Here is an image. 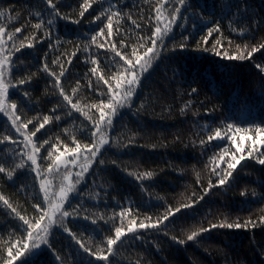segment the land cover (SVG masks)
<instances>
[{"label": "trees", "instance_id": "trees-1", "mask_svg": "<svg viewBox=\"0 0 264 264\" xmlns=\"http://www.w3.org/2000/svg\"><path fill=\"white\" fill-rule=\"evenodd\" d=\"M53 3L59 15L49 8L47 0H0V9L5 11L0 26L6 31L4 55L10 50L11 59L18 66L12 82L16 84L20 78L30 77L28 83L10 89V101L17 103L21 119L32 120L21 132L25 135L34 132L44 116L50 117L32 140L40 147L36 155L41 176L51 181V191L58 192L65 167L73 173V182L80 168L62 163L57 170L54 157L66 147H75V142L82 147L91 143L95 129L93 121L60 95L56 77L44 71V64L57 75L63 68L60 84L65 94L73 104L79 103L83 111L98 119L97 110L88 106L107 103L109 87L115 90L113 77L124 73L127 67L115 56L113 45L122 55H130L134 47L143 55L152 46L148 38L157 26L156 8L164 4L161 11L165 19L159 23L163 28L171 10L180 5L176 0L170 3L88 0L91 7L81 17L85 0H53ZM186 3L191 6L181 8L171 32L162 43H157L156 55L141 75L132 106L120 109L112 117L113 124L107 129L109 144L101 148L76 190L70 193L65 209L73 214L65 223L81 243L91 246L93 251L95 245L106 251L107 238H114L115 227L120 226L121 211L131 212L124 217L126 229L128 219H136L137 224L146 218L155 222L171 208L174 214L157 229L137 228L138 238L134 233L122 237V243L118 241L113 246L111 264H264V224L260 222L264 216V165L257 163L256 151L247 156L251 141L246 139L243 151L237 152L229 139L235 136L237 144L242 136L255 139V128L264 126V72L256 67L264 65V48H259L264 44V0H186ZM115 12L119 16H113V35L109 37L107 15ZM41 21L42 27L35 29L33 25ZM215 22L219 23L220 32L208 36V29L215 27ZM16 28L21 32L15 33ZM101 30L104 34L97 35ZM7 33H15L13 39L9 40ZM93 35H97L95 43L91 40ZM216 40L222 42L223 47H218L221 52L235 51L236 45L241 48L247 45V51L253 47L259 50L243 61L202 50L211 49ZM21 41L25 47L17 52L13 44L19 46ZM29 42L32 48L27 47ZM93 67L97 68L96 74L91 72ZM99 76L109 83L99 80ZM192 88L197 91L192 93ZM24 91L29 93L28 97L23 95ZM228 124L233 129L229 130ZM217 128L224 139L209 141L208 136L214 135ZM236 128L242 131L236 132ZM249 128L253 130L245 131ZM21 132L0 113V165L6 169L0 173V195L25 218L34 220L40 214L34 205H46L39 190L40 180L32 170L35 166L27 160L31 146L25 147ZM231 154L237 158L243 154L245 159L231 170L232 177L220 185L213 169L229 171L220 156L231 161ZM70 159V153L61 157L64 162ZM20 164L23 168L17 167ZM13 169L9 179L7 171ZM149 172L151 176L146 175ZM184 204L191 207H181ZM177 207L179 212H175ZM93 220L96 222L92 223ZM248 220L256 226L211 228L214 223ZM26 227L0 201V264L9 246H14L15 251L22 239L31 246ZM200 228L210 230L188 241L187 235ZM47 240V244H41L33 264H81V261L105 264L84 253L59 225L53 226ZM24 258L18 257L13 264H21Z\"/></svg>", "mask_w": 264, "mask_h": 264}, {"label": "snow or ice", "instance_id": "snow-or-ice-1", "mask_svg": "<svg viewBox=\"0 0 264 264\" xmlns=\"http://www.w3.org/2000/svg\"><path fill=\"white\" fill-rule=\"evenodd\" d=\"M171 0H164V3H170ZM176 3H178L179 7H174L171 12L169 13L170 19H168L167 23L164 25L163 28L159 26V23L165 19V17L162 14V9L164 8V4H160L159 7L156 8V21L157 26L155 27L154 32H152L150 39L151 47H147L145 51L143 52V55L139 54L137 49L134 47L132 49V52L130 55H122L120 51H117L115 49V45H113L112 50L115 53V56L119 57L121 61L124 62L127 67L124 69V73H121L120 75L114 76L113 79L116 81L115 83V90L112 89V87H109L108 89V102L104 103L101 101L99 104H91L88 107L94 108L99 113L98 119L94 118L93 116L89 115L87 111H83V109L79 106V103H72L71 98L65 94L64 88L60 84V77L64 75L63 68L61 67V71L59 75H57L54 71H49V66L47 63L44 64V71L48 72L49 75L55 76V84L60 89V95L63 96L64 100L67 101L69 104L72 105L73 108H75L78 112H82V114L89 120L93 121V127L95 131L91 133L92 141L89 144H84L83 147L79 142H75V147L71 148H65L64 152H60L59 155H56L53 160V164L56 165L57 170L59 169L60 164H72L73 166H77L80 168L79 172L75 173V182H73V173L68 170L67 167H65L63 174L60 177V184H59V191L53 192L50 189L51 181L43 178L41 176V172L39 171V165L37 164V153L40 152V147H38L35 143H33L32 138L36 135L37 132L40 131V129L44 128L46 124L49 123L50 117L44 116L43 117V123L39 125L38 128L34 132H31L30 134L25 135L23 132H21V129L28 128L29 124H32V120L24 121L21 119V114H18L19 109L18 105L14 101H10V89H16L18 85H24L29 82V78H20L16 84H14L12 81L15 78L16 74V66L15 62L11 59V51L9 50L8 55H4V47L3 45L6 43L3 40L4 35L6 34L5 27L0 26V113H3L5 116L8 117V119L11 121L12 127L16 129L17 132H21L22 135H24L25 140V147L31 146V153L27 154V160L31 161V165L35 166L32 170L36 171V178L40 180V192L43 193V204L46 206H42L40 203H37L34 205L36 210L40 213L38 218H34V220H29L25 218L24 215H21L20 212H18L11 203L3 195H0V201H3L4 205H6L8 208L12 210V212L16 213V216L23 221V225H26L27 227L24 229V231L27 234V241L31 242V246L29 243L24 242L23 239L20 241V248L16 249L15 251L14 246H9L7 251V256L3 259V264H13V261L17 260L18 257H21L22 255L25 257L24 260L21 261V264H33V258L38 255L39 249L41 244H47L48 240L47 237L50 235V230L55 225H59L65 232H68L69 235L72 236L73 239L76 240L77 244L80 246L81 249H83L84 253L89 254L90 256L95 257L97 261H104L105 264H111L110 256L114 254V245H117L118 241L122 243L121 238L126 237L127 233H136V229H157L160 224L163 223V221H167L170 216H172L173 210L171 208H168L162 217L158 218L155 222L151 221V218H146V220H141L139 224H137L136 219H128L127 220V228L124 227V217L130 216L131 212L130 210L121 211L120 217H121V223L120 226L115 227V236L114 238L109 236L106 240V251L104 247H101L100 245H95L96 251L92 250V247L89 245H86L84 243H81L79 239L76 238L75 234L71 232V230L67 227L65 221L66 218H68L73 213H70L65 209V203L69 199L70 193L76 190V185L80 183L81 178L84 176L86 172L89 171V168L91 167L92 163L95 161L97 155L101 152V148L105 145L109 144V138L107 135V129L111 127L113 124V119L117 112L124 108V107H131L132 106V97L135 94V89L140 83L141 75L143 72L147 71V68L151 66V61L155 57V48L157 46L158 42H163L165 37L168 36V34L172 30V26L175 24V21L180 16L181 8L187 9L191 5L186 3V0H176ZM47 4L49 8L55 12L57 15H59L57 5L53 3V0H47ZM82 11L80 12V16L83 17L85 11L89 7H91V4L88 3V0H85V4L81 6ZM110 11V9L108 10ZM106 13H102L104 15ZM5 16V11L0 9V18H3ZM113 16H119V12L112 13L111 15H107V36L111 37L113 35V24L112 19ZM97 20L100 19L99 16L96 17ZM187 19V17H185ZM49 24L52 23V20L48 21ZM135 23V21H133ZM43 22L36 23L33 25L35 29H40L42 27ZM139 27V25H137ZM193 27H195V24H193ZM21 32L20 28L15 29V33ZM213 32H220V25L218 22H215V27L208 29V36H211ZM15 33H7L8 39H13V36ZM103 30H101L97 35H103ZM241 34L243 35V31H241ZM97 35H93L91 37V40L93 43L97 40ZM25 39H28V37H25ZM204 42L207 44V37H204ZM229 46H231V41L228 42ZM25 44L24 41H21L19 43V46H17L15 43L13 44V48L18 52L21 48H24ZM28 48H32L33 44L29 42L27 44ZM99 47H103V45H99ZM141 47H144L143 44H141ZM181 48L184 47V44L180 45ZM199 47V45H198ZM218 47H223L221 40H216L215 44L212 45V48L209 49L208 47H204L203 51H212L216 56H222L225 59L228 60H239L243 61L245 59H249L252 57V54L259 49L257 47H253L251 51H247V45H245L243 48H241L240 45H236L235 51L229 52L227 50L221 52L218 50ZM259 48H264V44H260ZM245 52H247V55H245ZM151 54V55H150ZM55 63V61H54ZM93 64H96V60H92ZM256 67L261 71L264 72V65H256ZM139 69V74L138 70ZM91 72L93 74L97 73V68L93 67L91 69ZM99 80H104V76H99ZM104 82L107 84L109 83L108 80H104ZM76 90L73 89V92ZM192 93H195L197 89L192 88ZM23 95L25 97H28L29 93L27 91L23 92ZM59 119V117H57ZM232 124H228L227 128L229 130L233 129ZM253 129L249 128L245 131L251 132ZM236 132L242 131L241 128H236ZM256 137L255 139L252 136H242L240 137V144H237L236 137H229L231 139L232 144L236 147L237 152L243 151V142L247 139L251 141L247 156H252L253 151H256L258 153L257 163L260 165H264V126H257L255 128ZM6 140H10V137H5ZM213 139H224V137L221 134L220 128H217L215 130L214 135H209L208 140L212 141ZM75 140V138H74ZM13 143L15 141H12ZM47 143V141H45ZM204 141H201V144H203ZM259 144V147L257 146ZM65 153L71 154V159L64 162L61 161V157L65 155ZM225 153H227V149H225ZM48 155L51 157L52 153L49 152ZM245 159V155H241L239 158L235 156V154H231V161H224V156H220V160L222 162H225L227 165V169L229 171H225L224 169H221L219 172H216L215 169L213 171L216 173L218 177V184L223 185L225 182L229 179V177H232L233 173L231 170L236 169L237 165L240 164L242 160ZM234 161V162H232ZM103 163V161H100ZM23 164L17 165L18 168H23ZM6 169L4 166L0 165V173H5ZM13 170L7 171V176L9 179L13 176ZM48 172H52V166L50 165L48 168ZM146 175L151 176L152 173H146ZM212 182L209 180L208 187L211 188ZM202 198V197H201ZM181 207H191L190 204H184L181 205ZM180 207H177L175 209V212H179ZM75 214L76 210H74ZM88 217L85 216V219ZM103 217H101L102 219ZM46 221V222H45ZM96 221L93 220L92 223H95ZM260 222L264 224V216L260 217ZM251 224L252 227H255L256 225L252 223L251 220L245 221L243 223L236 221V222H222L219 224H212L211 228H227V229H240V228H247ZM210 229L207 228H200L198 231H192L191 234L187 235V240L192 241L194 238L198 237L200 232H207ZM173 240H176V237H172ZM179 243L183 244L185 243L184 240H179ZM56 259H60L59 256L56 257ZM81 264H84L83 261H81ZM87 264H92L91 261H88Z\"/></svg>", "mask_w": 264, "mask_h": 264}]
</instances>
